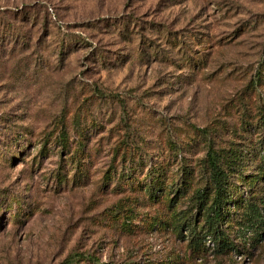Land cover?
<instances>
[{
    "label": "rangeland",
    "instance_id": "1",
    "mask_svg": "<svg viewBox=\"0 0 264 264\" xmlns=\"http://www.w3.org/2000/svg\"><path fill=\"white\" fill-rule=\"evenodd\" d=\"M0 264H264V0H0Z\"/></svg>",
    "mask_w": 264,
    "mask_h": 264
},
{
    "label": "trees",
    "instance_id": "2",
    "mask_svg": "<svg viewBox=\"0 0 264 264\" xmlns=\"http://www.w3.org/2000/svg\"><path fill=\"white\" fill-rule=\"evenodd\" d=\"M234 154L228 152H219L213 149H209L206 156V163L210 173V184L205 188L197 191V205L199 209H203L205 215V227L206 232L212 235V237L222 246V238L224 237L220 230L221 220H224L226 216V207L231 204L232 197H234V183L231 182L233 177L241 178V173L232 159ZM189 174V171L182 175ZM161 190L164 191V187ZM210 192V196H208ZM176 200L172 199L170 206L175 204ZM228 205V206H227ZM226 213H228L226 211ZM228 247V243H224Z\"/></svg>",
    "mask_w": 264,
    "mask_h": 264
}]
</instances>
